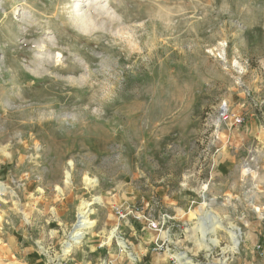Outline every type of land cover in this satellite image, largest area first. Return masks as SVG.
I'll list each match as a JSON object with an SVG mask.
<instances>
[{
	"label": "rangeland",
	"instance_id": "1",
	"mask_svg": "<svg viewBox=\"0 0 264 264\" xmlns=\"http://www.w3.org/2000/svg\"><path fill=\"white\" fill-rule=\"evenodd\" d=\"M140 203L162 250L109 238ZM263 230L264 0H0V264H264Z\"/></svg>",
	"mask_w": 264,
	"mask_h": 264
},
{
	"label": "built area",
	"instance_id": "2",
	"mask_svg": "<svg viewBox=\"0 0 264 264\" xmlns=\"http://www.w3.org/2000/svg\"><path fill=\"white\" fill-rule=\"evenodd\" d=\"M221 117L226 120L227 118H230L233 124H241L243 119L237 115V114H232L230 116L229 114V108L225 105L221 107ZM153 204L149 203H140V204H134L129 207H120V206H114L115 210V215L118 220V223L115 228V232L121 233L120 232V222L128 219V218H133L135 221H141L143 224L146 226L148 230L153 232L156 236L153 239V248L152 250H162L163 245L166 243V237H162L164 233L167 232V234L170 231V226L171 221L174 219L171 215H168V213H162L161 210H159V213L157 214L156 208H154ZM157 205H160L159 202H157ZM158 207V206H157ZM174 225V224H173ZM118 239V245L124 249L125 251L127 250L128 246L125 242L124 237L121 235L116 236ZM119 242H123L124 245L122 246L119 244ZM255 249L264 257V244L262 242H258L255 246Z\"/></svg>",
	"mask_w": 264,
	"mask_h": 264
},
{
	"label": "bare ground",
	"instance_id": "3",
	"mask_svg": "<svg viewBox=\"0 0 264 264\" xmlns=\"http://www.w3.org/2000/svg\"><path fill=\"white\" fill-rule=\"evenodd\" d=\"M82 11V10H81ZM76 16H80V8L79 9H77L76 10ZM85 26V25H84ZM60 56V55H59ZM226 108V107H225ZM69 180V173L67 172L66 173V181H68ZM93 182V181H92ZM88 205V204H87ZM81 213H84L83 211L81 212ZM205 213V212H204ZM86 215V214H85ZM207 216L208 217H210V218H212L213 219V221H212V224H211V226H212V229H211V231H213L214 233L216 232V230L219 228V229H224L225 230V226H223V223L222 222H220L218 219L216 220L214 217H213V215H211V211L209 212H207ZM79 217H84V214L83 215H81V216H79ZM207 217V218H208ZM204 218V217H203ZM217 218V217H216ZM84 219V220H83ZM82 220H81V222H80V224H78L77 226L78 227H82V226H85V225H90V224H92V221H90V220H88L87 218H83ZM204 229V228H203ZM114 231H115V229H113L111 232H110V237L109 238H113L114 237ZM83 233L84 232H81V230L80 229H78V230H76V232H74L73 233V235L70 237V239H74V238H77V237H79V236H81V235H83ZM228 233H229V236H230V238H231V241H232V246H231V249L232 250H237L238 248H239V246H240V244H241V235H242V231H241V229L238 227V226H235V225H233L232 227H231V229H228ZM206 234V233H205ZM212 243H214V244H217L218 242H217V240H212ZM66 250H65V253H69V252H71V248H72V244L70 243V242H66ZM119 244H121L122 246L124 245V243L123 242H119ZM129 255H132V253H128ZM185 255H180L179 256V259L180 260H183V259H185ZM132 258H133V256H132ZM189 263V262H188Z\"/></svg>",
	"mask_w": 264,
	"mask_h": 264
},
{
	"label": "crops",
	"instance_id": "4",
	"mask_svg": "<svg viewBox=\"0 0 264 264\" xmlns=\"http://www.w3.org/2000/svg\"><path fill=\"white\" fill-rule=\"evenodd\" d=\"M261 235H262V239L260 240V242H262L264 244V230L261 232Z\"/></svg>",
	"mask_w": 264,
	"mask_h": 264
}]
</instances>
